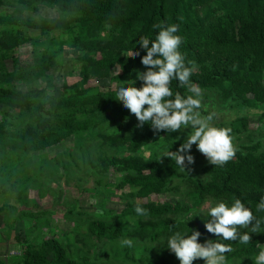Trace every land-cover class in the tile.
I'll list each match as a JSON object with an SVG mask.
<instances>
[{
    "label": "rangeland",
    "instance_id": "1",
    "mask_svg": "<svg viewBox=\"0 0 264 264\" xmlns=\"http://www.w3.org/2000/svg\"><path fill=\"white\" fill-rule=\"evenodd\" d=\"M24 18H61L62 28L52 27L49 33H42L39 27L23 23ZM71 18L70 14L61 13L55 6L40 1L0 0V30H10L21 40L12 54L0 55V67L10 69L15 62H31L36 57L48 55L54 61L40 77L0 81V88L26 94L30 90L51 92L55 86L77 83L81 87L95 86L116 91L119 81L111 80L116 68L108 75L82 80V41L77 36L78 22ZM135 31L115 28L103 22L98 36L108 42L123 37L125 44L134 48L138 46ZM131 48L121 49V55H128L126 52ZM135 76L134 72L125 79ZM262 80L264 82V71ZM202 89V111L214 113L216 123L234 129L232 137L236 150L258 144V151H264V117L261 115L264 106L257 107L235 97L227 91V84ZM25 105L0 103V130L16 135L27 123L57 129L60 127L59 115L75 109H54L36 103ZM121 124L122 121L109 118L99 124L82 127L42 150L25 151L0 144V264H23L27 250H37L49 238L61 242L71 258L86 264H153L151 257L164 246L154 243L164 236L124 235L117 239H98L88 230L89 219L100 218L107 223L116 222L125 229H133L148 216H139L130 209L132 204L166 202L179 203L187 209L164 217L186 219L196 212L194 194L187 177H204L201 170L210 162L193 144L190 151L194 163L186 171L180 167L170 170L161 191L140 195L138 187L130 186L127 181L131 174H135L134 170L124 165L122 160L132 155L142 160L173 161L166 156L159 159L160 151L168 146L175 150L188 129L165 131L136 152H130L125 147L104 141V137L120 131ZM105 156L121 160L103 165ZM208 203L206 200L201 207L206 208ZM124 237L133 238L135 246H121L120 240ZM208 238L213 239L214 236L206 233L202 242ZM259 246L264 247V244ZM227 255L229 264H253L254 261L252 257ZM193 264H203V258L194 260Z\"/></svg>",
    "mask_w": 264,
    "mask_h": 264
},
{
    "label": "trees",
    "instance_id": "2",
    "mask_svg": "<svg viewBox=\"0 0 264 264\" xmlns=\"http://www.w3.org/2000/svg\"><path fill=\"white\" fill-rule=\"evenodd\" d=\"M55 6L59 12H66L71 20L78 22V39L82 42V68L80 76L87 80L92 76L108 75L113 68L118 70L111 80L121 81L136 70L143 71L146 66L140 56L146 50L138 44L140 55H121V49L132 46L125 44L123 37L104 41L98 36L103 22L126 30H136L135 39L140 35L154 36L153 24L158 21L177 23L179 34L183 37L180 45L187 60L195 61L191 79L201 87L227 84V91L235 97L257 107L264 106V0H35ZM23 23L39 27L42 33H49L52 27L62 28V19L47 20L22 19ZM66 23V22H65ZM67 26V23L65 24ZM21 43L10 30H0V55L13 53ZM94 54H98L95 56ZM6 56V55H5ZM54 64L48 56L36 57L31 62H15L10 69L0 67V81L11 82L16 79L40 77ZM1 66V64H0ZM139 86L142 81L136 79ZM172 88L181 93L187 92V85L173 80ZM116 91L101 90L95 86L81 87L77 83L63 84L46 90H30L26 94L0 88V103H36L39 106L74 107L72 112L60 114L57 129L42 128L41 124L27 123L22 132L11 135L0 130V144L25 151L42 150L51 147L82 127L99 124L107 119L122 121L120 131L104 137L106 143L125 147L136 152L156 135L146 123L136 126V116L123 106L115 97ZM250 95V96H249ZM33 101V102H31ZM25 105V106H26ZM264 117V111L261 114ZM225 126V125H221ZM231 128V126H227ZM231 135L234 129L231 128ZM121 159L105 156L102 161ZM123 164L134 170L127 181L130 186L138 187V194L148 195L161 191L165 186L170 170L179 166L175 161L142 160L127 156ZM204 177H187L194 194L196 212L186 221L189 228H197L202 235L210 233L205 227L201 206L206 200H231L241 198L248 204L258 218L264 212L256 210V204L264 197V151H258V144L245 146V150H236L235 155L224 165L209 163L202 168ZM137 203L130 209L135 211ZM148 210V219L133 229H125L121 224L107 223L100 218L88 221V230L98 239H117L124 235L151 236L159 238L167 235L170 227H186L183 220L164 215L178 213L187 207L179 203L163 204L140 203ZM195 212V213H196ZM154 218L156 220H152ZM264 228V225L261 226ZM252 240L247 245L239 241H228L233 245L232 254L237 257H252L264 244V231L251 232ZM260 247V246H259ZM153 264H180L179 258L165 245L151 257ZM23 264H86L68 255L67 248L56 239H47L37 250H27ZM253 264L255 262L253 261Z\"/></svg>",
    "mask_w": 264,
    "mask_h": 264
},
{
    "label": "clouds",
    "instance_id": "3",
    "mask_svg": "<svg viewBox=\"0 0 264 264\" xmlns=\"http://www.w3.org/2000/svg\"><path fill=\"white\" fill-rule=\"evenodd\" d=\"M153 28L156 29L154 36L140 35L135 42L146 50L140 56L145 70H136L135 78L119 81L115 97L135 114L138 127H143L147 122L155 132L164 130L171 133L177 129H188L175 150H170V146L161 149L159 159L169 157L186 171L194 163L190 150L195 144L210 163L224 165L236 152L232 130L216 123L214 113L202 111L203 89L191 79L195 61L187 60L181 51L183 37L179 34V25L158 21ZM126 54L140 55V49L131 48ZM121 68L122 65L117 71ZM136 79L142 81L139 86ZM173 80L187 85V92L174 91L171 86ZM255 207L257 211L264 212V197ZM135 211L139 216L148 212L140 203L136 204ZM194 215L201 217L200 210L188 215L184 221L186 227H170L167 235L154 243L159 242L175 253L180 264H193L198 258H203V264H229L227 254L233 251V245L228 241L247 245L252 240L251 232L264 231L261 227L264 217L258 218L239 197L230 201L223 198L210 201L203 211L205 227L216 234L215 239L199 240L202 235L200 230L190 229L186 223ZM135 243L131 237L120 240L121 246L133 247ZM258 249L252 258L255 264H264V247L258 246Z\"/></svg>",
    "mask_w": 264,
    "mask_h": 264
}]
</instances>
